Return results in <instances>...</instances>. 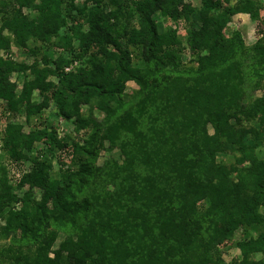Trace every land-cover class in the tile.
Returning a JSON list of instances; mask_svg holds the SVG:
<instances>
[{"label":"trees","instance_id":"1","mask_svg":"<svg viewBox=\"0 0 264 264\" xmlns=\"http://www.w3.org/2000/svg\"><path fill=\"white\" fill-rule=\"evenodd\" d=\"M262 10L258 0H0V102L29 126L0 127V264H231L221 246L240 228L256 233L236 241L232 264H264V33L250 45L225 33L232 15L264 22ZM156 11L183 20L185 35L159 30ZM12 45L33 61H14ZM246 85L261 91L249 103ZM51 105L85 137H58L47 117L31 124ZM102 149L117 155L98 163ZM27 162L10 183L9 166Z\"/></svg>","mask_w":264,"mask_h":264},{"label":"rangeland","instance_id":"2","mask_svg":"<svg viewBox=\"0 0 264 264\" xmlns=\"http://www.w3.org/2000/svg\"><path fill=\"white\" fill-rule=\"evenodd\" d=\"M236 1L237 0H230V3H234ZM258 1L261 5H264V0H258ZM80 2H81V0H78V4H80ZM184 2L189 3L190 5H192L194 7H200L201 0H184ZM260 14H261V16H263L264 10H262L260 12ZM152 18L155 21V23L157 24L159 30L162 31L164 29H167L168 27H172V28L176 27L177 28V35H179L180 37H183L185 35V27H184V21L183 20L180 19V20L176 21V23H175V22L171 21L170 19L163 17L158 11H156L152 14ZM259 22H261V23H259ZM236 29L240 31L245 44L250 45L257 39V37L261 36L259 34V29L260 30L263 29V33H264V22L262 19L259 21H253L250 19L249 15L245 14V13H237V14L232 15L231 21L228 23V26L225 30V33L227 35H229L233 30H236ZM183 46H184V50H183V53L180 54V60H181L183 67H185V70H186L187 67L193 65V61H192L193 58L190 55V53L188 52L186 44H183ZM50 53L52 54V57L56 56V53L54 51L50 50ZM0 54L5 55V53L2 51L0 52ZM8 56L11 57L14 61H24L27 63L32 62L33 58H34V56H32L29 52H26L23 49L17 48L14 45L11 46L10 51L8 53ZM74 65H75L74 63L69 65L67 70L71 69ZM11 79L12 80H18V81L21 80V78L17 77L15 74H12ZM19 84H20V82H19ZM247 84L249 85V83H247ZM137 90H138V87L133 81H128L126 83L125 93L128 96L134 95ZM260 93H261L260 90L253 91L252 89L248 88V86L246 85L245 86L244 101L249 103ZM33 98H34V101L38 100L37 92L34 93ZM131 98H129V99H131ZM52 109H53V107L51 105L49 108L43 110V116L44 117H42L41 119H39L37 117L34 118L31 122V124H38L40 120H43V118L47 117L49 124L52 125V127L55 129L58 137H63L64 135H72L76 139H78L79 141L83 137H85V134H84L85 132L80 131L79 133H75L74 132V124L71 121H66V120H63V119L59 118L58 116H56ZM81 111H82V113L85 114L87 111V106L82 105ZM3 112H4L3 104L0 102V127H3L5 120L10 118V120H12L14 122L21 123L23 125V128L25 131H27L29 129V126L25 123L24 116L22 114L9 115L8 113H6V112L3 113ZM91 113L97 120H100L103 117V114L98 109H95V108L92 109ZM244 123H245V125L251 124V121H249V122L246 121ZM2 153H3V163L8 164L9 161H8L7 155L3 151H2ZM111 154L117 155V151L114 149L112 152H108L107 150L102 149L100 151L98 157H97V162L100 163L105 157H108ZM257 154L259 157H264V143L257 149ZM62 158H64L66 160V163L68 165L71 164V161L68 158H65L63 156H62ZM218 160H220L224 163H228V162H231L233 160V155L227 154L225 156H218ZM52 164H53V169L57 170L59 165L56 163L55 159H54V162ZM28 165H29L28 162L23 164L21 170H17L16 168L9 166L8 175L10 178V183L15 185L17 180L22 177V174L28 170V167H29ZM25 188H26V186L22 187L19 190H16V193L18 195L21 194ZM36 195H38L37 191H35V196ZM18 206H16V207H18ZM253 233L255 234L256 232L248 230L247 228H240V229L236 230L234 232L233 236L231 237V239L228 240L223 246H221V252H222V256H223L224 260L226 262L232 264L233 260L238 259L240 257V251L238 250V248L235 245L236 241H238L242 238H247L249 235H251ZM63 235H64V232H61L57 242L59 241V239H61L63 237ZM57 242H56V244H57ZM259 257H260V254H256V258H259Z\"/></svg>","mask_w":264,"mask_h":264},{"label":"built area","instance_id":"3","mask_svg":"<svg viewBox=\"0 0 264 264\" xmlns=\"http://www.w3.org/2000/svg\"><path fill=\"white\" fill-rule=\"evenodd\" d=\"M68 68H66V70H67Z\"/></svg>","mask_w":264,"mask_h":264}]
</instances>
